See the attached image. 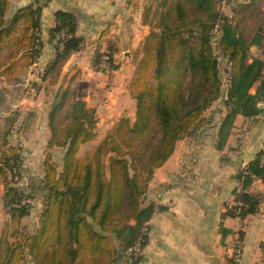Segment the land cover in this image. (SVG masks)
Masks as SVG:
<instances>
[{"label": "trees", "instance_id": "obj_1", "mask_svg": "<svg viewBox=\"0 0 264 264\" xmlns=\"http://www.w3.org/2000/svg\"><path fill=\"white\" fill-rule=\"evenodd\" d=\"M7 7L8 1L0 0V72L29 66L42 47L39 0L10 17ZM142 21L150 31L140 45L130 87L134 119L120 117L92 150L78 158L79 145L94 137L95 109L70 87L59 85L46 114L50 135L44 176L33 186L43 201L38 225L32 233H14L13 242L6 229L0 232V264H116L122 257L135 264L139 257L126 252L138 240L141 249L145 246L147 222L155 211L153 204L142 206V199L154 170L171 155L176 142L202 126L203 113L223 90L226 112L218 129V149L225 144L236 115L253 117L262 112L264 57L254 55L250 47L261 46L263 26L247 41L215 0H149ZM76 28L72 12L54 13L50 30L54 56L41 74L50 85L57 84L63 62L82 47ZM214 31L218 52L229 63L224 89L211 43ZM6 48L3 63L1 53ZM114 51L111 47L106 54L96 52L92 67L114 69ZM21 113L13 111L0 133L3 201L15 230L30 213V206L21 201L39 198L15 182L23 157L21 146L11 144L10 138L15 124L28 119ZM53 148L64 150L60 171L50 162ZM256 179L264 181V145L241 170L229 214L257 211L262 195L249 191Z\"/></svg>", "mask_w": 264, "mask_h": 264}, {"label": "crops", "instance_id": "obj_2", "mask_svg": "<svg viewBox=\"0 0 264 264\" xmlns=\"http://www.w3.org/2000/svg\"><path fill=\"white\" fill-rule=\"evenodd\" d=\"M7 1L10 17L37 0ZM148 2L39 0L42 47L32 64L20 68L24 76L19 84L24 86L34 78L37 88L57 89L64 83L77 90L86 105L95 109L96 129L102 136L118 118L133 120L135 102L130 87L135 65L131 57L150 31L142 21ZM59 10L75 15V34L82 47L63 62L57 84L50 85L41 74L54 56L50 30ZM111 47L115 68L94 69L93 55L106 54ZM254 48H261L259 55L264 57V37L261 46ZM218 101L203 113L202 126L180 138L167 160L154 170L142 206L153 204L155 211L147 222V242L135 264H264V181L256 179L250 187L262 195L256 212L244 216L227 212L235 203L241 170L264 145V100L259 103L260 114L236 115L221 149L216 146L217 134L226 108ZM236 247L241 248L238 262L233 258ZM116 264L133 263L122 257Z\"/></svg>", "mask_w": 264, "mask_h": 264}, {"label": "rangeland", "instance_id": "obj_3", "mask_svg": "<svg viewBox=\"0 0 264 264\" xmlns=\"http://www.w3.org/2000/svg\"><path fill=\"white\" fill-rule=\"evenodd\" d=\"M11 1L12 0H10V2ZM215 2L216 7L224 15L229 16L232 22L236 25L237 33L244 37L247 41L253 37L259 26L264 27V0H215ZM217 38V32L214 31L211 43L219 61V74L223 84L222 87L224 89L228 81L229 63L218 52L216 44ZM250 51H252L254 55L260 56L259 54L262 52V49H255L254 46H251ZM4 52L5 54L1 53L3 63L6 61L5 55L9 52V49L6 48ZM139 56L140 46L132 52L131 62L134 65L136 64ZM103 62H106L105 57L103 58ZM23 76L24 74L22 73L20 67L15 69V71L0 72V133L7 124V117L13 111L19 110L22 112L21 114L24 118H28L25 121L26 123L20 120L15 124L14 132L10 138L11 144L21 146V153L23 157L20 174L17 178L15 177V182L16 185L22 188L25 193L35 196L37 195L39 197V190H35L33 186L36 185L44 176L46 143L50 135L47 127L46 114L48 107L51 104L53 94L57 89H50L43 86L37 88L34 78L32 81H27V84L25 83L23 86V84H19L23 79ZM61 86L64 88L65 84L62 83ZM72 90L75 91L79 97H82L77 90ZM251 91L253 92L254 89ZM130 94L132 98L131 90ZM223 98L224 90L218 103L225 107ZM28 113H34L35 115L33 117L27 116ZM95 129L96 126L94 128V137L91 142L79 145L75 154L78 158H82L86 152L92 150L94 146L102 140L107 132L106 131L102 136L103 132H100L101 134H99L100 130ZM63 152L64 150L62 148H53L51 153L52 158L50 162L55 166L57 171H60L62 168ZM21 204H28V206H30V215L22 218L18 224V229L15 230V224L11 221L8 209L3 201V183L2 180H0V232L6 229L10 242L15 240L14 233L18 236L19 232H34L38 225L40 211H42L43 208V201L40 197H35V199L25 198L21 201ZM126 254V256H128V254L132 255L129 250Z\"/></svg>", "mask_w": 264, "mask_h": 264}, {"label": "built area", "instance_id": "obj_4", "mask_svg": "<svg viewBox=\"0 0 264 264\" xmlns=\"http://www.w3.org/2000/svg\"><path fill=\"white\" fill-rule=\"evenodd\" d=\"M103 66H106V62L102 63ZM229 81H227V84ZM250 192H252L251 188L249 189ZM141 245L140 240H138L132 247L129 248V251L134 255L133 257H139L141 255ZM233 258L236 262H238L241 258V248L236 247L233 252Z\"/></svg>", "mask_w": 264, "mask_h": 264}]
</instances>
